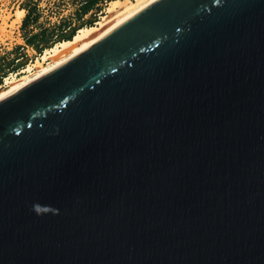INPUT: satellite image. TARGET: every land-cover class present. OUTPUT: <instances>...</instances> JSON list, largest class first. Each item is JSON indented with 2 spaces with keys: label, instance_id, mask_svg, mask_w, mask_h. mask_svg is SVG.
I'll use <instances>...</instances> for the list:
<instances>
[{
  "label": "water",
  "instance_id": "obj_1",
  "mask_svg": "<svg viewBox=\"0 0 264 264\" xmlns=\"http://www.w3.org/2000/svg\"><path fill=\"white\" fill-rule=\"evenodd\" d=\"M0 264H264V0H157L0 100Z\"/></svg>",
  "mask_w": 264,
  "mask_h": 264
},
{
  "label": "rangeland",
  "instance_id": "obj_2",
  "mask_svg": "<svg viewBox=\"0 0 264 264\" xmlns=\"http://www.w3.org/2000/svg\"><path fill=\"white\" fill-rule=\"evenodd\" d=\"M110 1L0 0V84L4 77L19 74L60 36L94 24Z\"/></svg>",
  "mask_w": 264,
  "mask_h": 264
},
{
  "label": "bare ground",
  "instance_id": "obj_3",
  "mask_svg": "<svg viewBox=\"0 0 264 264\" xmlns=\"http://www.w3.org/2000/svg\"><path fill=\"white\" fill-rule=\"evenodd\" d=\"M155 1L157 0H111L94 24L80 27L70 39L59 40L51 47L45 48L40 56L24 66L19 74L4 77L3 83L0 84V100L88 49Z\"/></svg>",
  "mask_w": 264,
  "mask_h": 264
},
{
  "label": "trees",
  "instance_id": "obj_4",
  "mask_svg": "<svg viewBox=\"0 0 264 264\" xmlns=\"http://www.w3.org/2000/svg\"><path fill=\"white\" fill-rule=\"evenodd\" d=\"M28 15H26V18H27ZM92 21H88L89 24H91ZM73 32H74V29L71 30V32L68 34V35H63V36H60L61 40H64V39H70L71 36L73 35ZM27 42L28 44H31V39H27Z\"/></svg>",
  "mask_w": 264,
  "mask_h": 264
}]
</instances>
